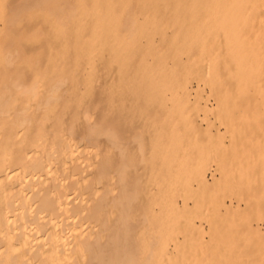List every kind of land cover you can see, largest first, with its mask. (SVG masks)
<instances>
[{"label": "bare ground", "instance_id": "6f19581e", "mask_svg": "<svg viewBox=\"0 0 264 264\" xmlns=\"http://www.w3.org/2000/svg\"><path fill=\"white\" fill-rule=\"evenodd\" d=\"M0 17V264H184L195 248L213 257L207 264H232L234 242L220 238L230 224L207 213L210 197L204 219L206 201L191 212L202 203L173 199L188 170L177 149L212 151L203 147L212 134L203 148L189 140L205 125L233 137L251 119L264 134V0H0ZM204 157L187 164L195 189L225 170L223 158L213 169ZM223 171L227 194L245 186ZM253 183L229 204L212 200L234 219L252 208L256 224L243 229L261 234Z\"/></svg>", "mask_w": 264, "mask_h": 264}, {"label": "rangeland", "instance_id": "374dc122", "mask_svg": "<svg viewBox=\"0 0 264 264\" xmlns=\"http://www.w3.org/2000/svg\"><path fill=\"white\" fill-rule=\"evenodd\" d=\"M3 26V19L0 17V27H2ZM252 120L251 119H249L248 120V122L247 123H243V122H239L240 124L241 123H243L242 124V126H245V128H242V126L238 123L237 124V126H239V128H237V130H235V133L233 132L232 134H235L233 137L232 136H230L231 135V132H225L226 134H224V130L225 129H223V125H221V127H218V124H216L217 125V135L215 134V129H213V127H215L216 128V125L215 126H212L211 127V132H208V133H205L208 129L206 128V125H205V122L203 121V122H201V126L203 125H205L204 126V131H202V129H203V127H202V129H201V131H199V132H203V134L204 135H200V134H198V132H190L189 133V140L190 139H192V141H194V142H196V143H200V144H198L199 146H201L202 147V145H204L207 141H201L203 138H205L206 136H208V135H210V134H212V135H210V136H212L211 138L210 137H207V138H205V139H207V140H209V138H210V140L208 141V145H207V143H206V145H204L203 147H210V146H212V151L210 150V149H208V150H210V152H206L207 150V148H205V150L203 149V151H205L206 152V155L205 154H203L204 152L201 150V156L199 155V152H198V154L196 153L197 152V150H193V149H189V147H188V145H186L187 146V148L186 149H183V148H185L184 146H182V145H180L179 147H180V150H178L177 149V153L179 154V155H177V156H179L178 158H176V160H177V163L179 164V166L181 165L178 161H180L181 160V163H182V165L181 166H186L187 168H188V170L190 171V173H191V170H193V169H195V165H196V163L197 162H195V160H193V159H195L196 158V161L198 160V158H202L203 156H205L204 158L205 159H203V160H205L204 162H206V163H208V164H210L209 162H211V164H212V166H211V168H213V169H215L216 167V165L214 166V164H216V163H219V161H220V164H221V162L224 160V164H223V166L225 167V170H224V168L221 170V168H220V170H218V172H220V176H219V174H218V172L216 171V174H217V178L220 180L219 181V183H217L218 182V180H217V178H216V180L214 181L215 183H213V184H215V186L213 187L212 186V184L210 185V186H208V187H206V188H204V187H198V188H196L195 189V187L197 186L194 182H193V180H192V182L193 183H191V184H193V185H191L189 182H190V179H189V177L191 178V176H193V175H189L190 173H189V171L187 170V169H181L182 171L183 170H186V171H184V175L183 174H181V172H180V176H179V179H178V181L180 182H177V183H175L176 184V186H175V189H174V192H175V194L173 193V199L175 200V198H176V200H175V202L177 201V205L180 203H182V201L185 199V197H187V201H188V203L189 204H191V199H192V204L191 205H195V204H197L198 203V201H199V203H202L201 205L199 204L198 205V207L199 208H197V209H195V207L197 206V205H195V207L193 206V208H192V211L191 212H194V211H198V212H200L203 208H202V206L204 205V202H205V206H203L204 207V209L201 211V217L203 218V216L205 217V213H206V203H207V207L210 205L209 204V199L211 200V205H210V207L208 208V211H207V213H211L212 212V210L215 212V214H219V216H220V214H222V213H220V212H223V216H224V219L226 220V224H224L226 227L228 226V224H230V228L229 227H227V230H226V228L224 227V230H226L228 233H229V229H231L230 230V233H229V235H228V237L227 236H224L225 235V233H227V232H225L224 230H222L220 233H221V236H220V238L222 239L223 237L225 238L226 237V239L227 238H229L230 239V241H231V243H233L234 242V244H232V245H230L231 247H232V249H230L229 251H228V254H229V252H231L230 254H229V257H228V260L230 261V263H232V264H264V226H263V224H264V217H262V219L261 220H263V221H259L258 220V222H259V224L262 226L261 228H262V230H263V233H261V234H256L255 232L253 233V229H252V231L249 233V231H250V227L248 228V229H246L247 227H248V225H247V227L245 226V228L243 229V227H244V225L243 224H247L246 222H249V226H251V225H255L256 224V222L255 221H257L256 219H253L254 217H253V215H249V213L250 214H252L253 212L251 211V209L252 208H249V212H247V213H243V216H244V218L243 217H241L242 215H238L239 216V218H238V216H237V219H234V218H236L235 216H236V214H230L231 216H232V218H231V216L230 215H228L226 212H224V210H223V206L220 208V210H219V212H217V210H218V208H215L213 205H215V204H213V202L215 203V201H221L222 200V198L224 199V201H225V203L226 204H229V202H230V200H232V198H233V201H235L236 200V190L237 189H239V188H242V187H244V193L243 194H245L246 192H247V189H249V188H247L248 186H250L251 185V183H253L252 182V180L250 181L249 180V182H251L250 184H248L249 182H247V180H248V178L249 177H251V176H253L252 174H254V177H251V179L252 178H255L254 179V183H253V185L251 186V188H250V193H251V191H253V193L255 192L254 191V188H255V184H258V182L260 181H262L261 182V186H260V184H258L257 185V192L258 193H260V195H262L263 197H264V174H263V170H264V162L262 163V161L264 160V155H260L261 153H260V151H261V149L263 150L264 148L262 147L264 144H263V142H264V137L263 138H258V136L259 137H261V136H264V134L262 135V134H258V133H256L254 130H252V124H250V122H251ZM250 124V128L249 129H246L247 127H249V126H247V125H249ZM245 124V125H244ZM220 126V125H219ZM236 126V127H237ZM235 127V128H236ZM213 129V130H212ZM244 129V130H243ZM215 130V131H214ZM221 130H223V132H221L220 133V131ZM241 130L243 131V132H245V134H241L242 132H241ZM246 130V131H245ZM214 131V132H213ZM226 131V130H225ZM237 131H238V133H237ZM198 134L197 136H198V138H193L195 135L194 134ZM220 133V134H219ZM193 135V137L192 138H190L191 137V135ZM213 134H215L216 136H217V138H214V136H213ZM223 134L225 135L224 137H225V139L224 140H222L224 137H222L223 136ZM240 134L242 135L241 137H240ZM257 134V135H256ZM251 135V136H250ZM197 136H195V137H197ZM230 137H232V138H236V139H231L230 140ZM238 138V139H237ZM212 139H214L215 140V143L217 144L218 142H219V139H220V142L218 143V145L216 146V144L215 143H213V140ZM229 139V140H228ZM247 139V140H246ZM191 141V140H190ZM212 141V142H211ZM217 141V142H216ZM239 141H242V143L241 142H239ZM247 141H249L248 142V144H246L247 143ZM204 144H203V143ZM226 142H227V145H226ZM239 142V143H238ZM201 143H202V145H201ZM223 143H225V145H223V151L221 150L220 151V149H222V147H220ZM244 143H245V146H244ZM213 144H215V146L213 145ZM241 144V146H240V150H239V145ZM242 144H243V146H242ZM260 144H263L262 146H260ZM259 145V146H258ZM198 146V147H199ZM214 146V147H213ZM234 146H236L237 148H238V150L240 151H238V153H240V154H238V157L237 158H239V159H236V156H235V154H233L234 156L233 157H235V160H234V158L233 157H230L231 156V154H232V152H234ZM246 146H248V148H245ZM202 147V148H203ZM236 147H235V149H236ZM241 147L242 148H244L245 150H243V149H241ZM258 147V148H257ZM214 148H215V150H214ZM250 148V150H249V153L246 151V150H248ZM182 149H183V151H182ZM201 149V148H200ZM219 149V154H220V152H221V154H220V156L218 157V150ZM186 150H188V152L189 153H187L186 154V156H185V153H186ZM179 151V152H178ZM196 151V152H195ZM232 151V152H231ZM236 151H237V149H236ZM246 151V153H248V154H246V157H245V154H244V152ZM213 153V157H210V153ZM258 152H259V156L257 155L258 154ZM193 153V157H195V158H193L192 157V154ZM194 153H195V156H194ZM209 153V155H207ZM264 153V152H263ZM243 154V155H242ZM250 154H251V156H250ZM191 155V156H190ZM243 157H245L246 159H247V157H248V159L246 160V159H242L241 160V158H243ZM176 156V157H177ZM183 156H184V158H188L189 156V159H191V157H192V159H191V161H190V164L189 163H186V162H189V159L188 160H185L184 158H183ZM188 156V157H187ZM198 156V157H197ZM209 156V159L207 158V157ZM212 156V155H211ZM226 156H229L228 157V160H226L227 158H226ZM250 156V157H249ZM261 156H263V159H260V158H262ZM253 157V158H252ZM254 157H255V159H254ZM216 158H219V159H217L216 160ZM221 158H223V160L221 159ZM233 158V159H232ZM259 160L260 159V162L258 163V165H257V163L256 162H258V161H256L257 159ZM184 159V160H183ZM214 161V163H213V161ZM222 161H221V160ZM254 159V160H253ZM238 160H241L240 162L238 161ZM247 161L246 163H244V161ZM253 160V161H252ZM262 160V161H261ZM185 163H183V162ZM192 161H194L195 162V164H194V162H192ZM207 161H209V162H207ZM228 161V162H227ZM232 161H235V163L234 162H232ZM237 161L241 164V162L244 164V171L243 172H245L247 169V171L245 172V173H243V174H241L240 175V173L242 172V170L239 172V170L242 168L243 169V167L241 166V165H239V164H236L237 163ZM250 162V163H249ZM191 163L193 164V165H191ZM228 163V164H227ZM232 163H234V164H232ZM255 163H256V167H255ZM190 165V169H189V167H188V165ZM222 164L220 165L221 167H223L222 166ZM248 164V165H247ZM253 164H254V166H253ZM232 165H238V168L236 167L235 168V166H233V167H231ZM247 165V166H246ZM252 165V167H254L255 169L251 172L250 170H252V167H250ZM262 165V166H261ZM179 167V168H185V167ZM193 166V167H192ZM195 166V167H194ZM239 166H241V167H239ZM248 166H249V168H248ZM177 168H178V166H177ZM231 168H234L233 170L235 171V172H233V170H230ZM247 168V169H246ZM258 168H262V169H259V171L260 170H262L260 173L258 172ZM179 171H180V169H178ZM224 170V171H223ZM178 171V172H179ZM188 171V172H187ZM222 171H223V173H228V176H233L234 174H235V177L234 178H232V180L234 181V179L236 178V173L238 174V175H240V176H242L243 178L242 179H240V180H242V182H241V184L243 183V182H245V186L242 184V187H240L239 186V188H237L236 186L235 187H233V188H231L230 190H229V194H227V192H226V190H225V186H222L224 183H222V181L224 180V177H226V176H221V174H222ZM229 171V172H228ZM257 171V174H256V176H255V173L254 172H256ZM186 172V173H185ZM193 172V171H192ZM230 172H232V174L230 173ZM239 172V173H238ZM249 172V173H248ZM249 175H248V174ZM261 175V173H262V180H260V177H258V175L259 174ZM193 174V173H192ZM229 174H231V175H229ZM182 175H183V177H182ZM186 175V176H185ZM245 175H246V177H245ZM248 175V176H247ZM210 176V175H209ZM237 177H239V176H237ZM245 177V178H244ZM240 178V177H239ZM256 178H257V180H256ZM191 179H193V178H191ZM185 180L187 181V183H185ZM189 180V181H188ZM237 180V179H236ZM257 181V182H256ZM182 182V183H181ZM224 182H225V180H224ZM183 183H185L186 184V186H184L185 184H183ZM179 184H181L180 186H179ZM226 184V183H225ZM224 184V185H225ZM191 185V188L193 187V186H195V187H193L192 188V190L189 188V186ZM220 185V186H219ZM180 187V188H179ZM211 187V188H210ZM212 187H213V189H212ZM217 187H219V188H217ZM179 188V190H178V192H177V189ZM184 188H186V190L184 191V192H182L183 190H184ZM208 188H210V191L209 190H207L206 191V189H208ZM220 188H224L223 190L224 191H222ZM245 188H246V192H245ZM255 188V189H256ZM260 188V189H259ZM189 189V190H188ZM197 189H199L200 191L199 192H197V193H193L194 191L196 192V190ZM219 189V190H218ZM202 190V191H201ZM206 192H205V191ZM218 190V191H217ZM220 190H221V192L223 193L222 195L220 194V196L218 197L217 195H219V194H217L218 192H220ZM241 190V189H240ZM261 190H262V192H261ZM181 193H180V192ZM198 191V190H197ZM212 191H214V193L212 192ZM260 191V192H259ZM177 192V193H176ZM192 192V193H191ZM204 192L206 193V194H204ZM234 192H236L235 193V195H234ZM178 193H180V195H182V196H184L182 199L181 198H177V197H181V196H179V194ZM208 193H210V195H208ZM225 193L227 194V195H225ZM232 193H233V195H232ZM184 194V195H183ZM188 194H191V196L190 195H188ZM177 195V196H176ZM212 195L214 196V195H216V196H214V197H216V198H214V200H212ZM176 196V197H175ZM190 196V197H189ZM206 196H208V197H210L209 199L208 198H206ZM225 196V197H224ZM226 196H229V197H226ZM233 196V197H232ZM250 196V195H249ZM201 197H203V199L201 198ZM221 197V198H220ZM235 197V198H234ZM253 197V195H251L250 197H249V199H251ZM194 198V199H193ZM205 198H206V200H205ZM182 201H181V200ZM196 199V200H195ZM208 199V200H207ZM217 199V200H216ZM220 199V200H219ZM235 199V200H234ZM195 200V201H194ZM201 201V202H200ZM195 202H197V203H195ZM179 204V205H180ZM209 204V205H208ZM200 208H202V209H200ZM215 210H214V209ZM193 209H194V211H193ZM210 209V210H209ZM200 210V211H199ZM177 213L179 212V213H182L183 212V210H181V208H179V210H177L176 211ZM184 213V212H183ZM199 214V213H198ZM239 214V213H238ZM244 214H248L247 215V217L244 215ZM188 215V214H187ZM203 215V216H202ZM211 215H213L212 213H211ZM232 219H230V218H228V216ZM252 216V218H250ZM246 217V218H245ZM249 217V218H248ZM221 218H223V217H221ZM229 219L230 221H231V223H229L228 221H227V219ZM241 218H243L242 220H241ZM247 218L250 220H247ZM204 219V218H203ZM223 219V220H224ZM222 219H221V221H223ZM244 220H245V222H244ZM247 220V221H246ZM195 221L196 222H199L200 220L198 219V220H196L195 219ZM238 221H240L239 222V225H238V223H236V222H238ZM242 221H243V224H242ZM251 221H253V222H251ZM203 222H205V221H203ZM234 222V223H233ZM222 223V222H221ZM219 224V231L221 230L220 228L221 227H223V226H221L222 224ZM243 225V226H241V224ZM253 223V224H252ZM235 224V225H234ZM206 225V224H205ZM233 225V226H232ZM237 225H238V227H237ZM234 226H236L237 228L235 229V230H233V228H234ZM233 227V228H232ZM240 227H242V229L240 228ZM237 229L238 230H241V233H240V231H238L237 232ZM232 230H233V233H232ZM247 230V232L246 233H248L249 235V237H248V239H247V234H245L246 236V243L243 241L242 243L243 244H239L238 242L241 240V239H239L240 237H244V236H242L243 234L242 233H244L245 231ZM238 234V235H236V233ZM232 233V234H231ZM253 233V234H252ZM255 234V235H254ZM222 235H223V237H222ZM232 235H234V236H232ZM252 235V236H251ZM254 235V236H253ZM182 237V236H181ZM180 237V238H181ZM238 237V238H237ZM251 237V238H250ZM223 238V239H224ZM232 238H234V240H232ZM236 238V239H235ZM251 239V242L249 241ZM237 240V241H236ZM243 240V239H242ZM241 240V241H242ZM237 244V246H234V245H236ZM248 243V244H247ZM246 244V245H245ZM194 244H192V246H193ZM240 245H241V247H240ZM242 245H245V246H243L242 247ZM188 247L189 246H187V248H185V250L183 251H181V253H184L186 250L188 251ZM194 247H196V245L194 246ZM193 247V248H194ZM235 247H237L236 249H234ZM190 248V247H189ZM241 248V249H240ZM242 248H244V249H242ZM239 249V250H238ZM196 250H197V248H195V249H192V251H194V253L193 252H191V254L190 253H188V254H184V255H186V256H182V258H187L186 260L185 259H182L181 257H180V259H181V261H183L184 260V264H188V262L190 261V255H192V256H196V258L198 257V259H196L195 260V258H194V260H193V257H192V260H193V262L195 261V262H198V263H196V264H199L200 263V261H201V259H202V257L205 259L206 257H208V260H209V262H210V260H211V258H213V257H210V254L209 255H207L206 256V254H207V252L208 251H203V253H202V251L201 250H198L197 252L198 253H196ZM232 250V251H231ZM240 251V252H239ZM202 254H205V255H202V256H200V254L201 253ZM205 252V253H204ZM233 252V253H232ZM180 253V252H179ZM187 253V252H186ZM236 253V254H235ZM196 254H198V255H196ZM187 255H189L188 257H187ZM232 255V256H231ZM194 256V257H195ZM189 259V261L187 262V260ZM203 259V260H204ZM207 259V258H206ZM208 260H205V261H201L202 263L203 262H205L204 264H207V261ZM180 260L178 259V262H179ZM212 261V260H211ZM195 262L193 263V264H195ZM209 262H208V264H209ZM191 262H189V264H190ZM201 263V264H202ZM211 263V262H210ZM180 264V263H179ZM192 264V263H191Z\"/></svg>", "mask_w": 264, "mask_h": 264}]
</instances>
